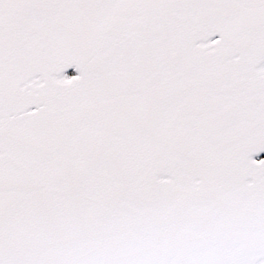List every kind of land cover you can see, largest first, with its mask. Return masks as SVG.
Returning a JSON list of instances; mask_svg holds the SVG:
<instances>
[{
    "label": "snow or ice",
    "instance_id": "6c2138e0",
    "mask_svg": "<svg viewBox=\"0 0 264 264\" xmlns=\"http://www.w3.org/2000/svg\"><path fill=\"white\" fill-rule=\"evenodd\" d=\"M0 264H264V0H0Z\"/></svg>",
    "mask_w": 264,
    "mask_h": 264
}]
</instances>
